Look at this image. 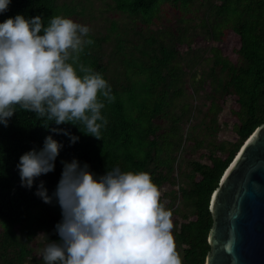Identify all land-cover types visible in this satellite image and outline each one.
<instances>
[{
  "label": "trees",
  "instance_id": "obj_1",
  "mask_svg": "<svg viewBox=\"0 0 264 264\" xmlns=\"http://www.w3.org/2000/svg\"><path fill=\"white\" fill-rule=\"evenodd\" d=\"M104 1L127 15L128 22L112 20L106 34L90 33L94 43L81 57L105 77L115 97L102 110L108 123L101 140L83 134L79 124L81 132L72 125H49L79 137L70 144L66 136L44 127L50 121L20 109L8 127L0 125V264H43L36 253V238L42 234L43 248L58 241L55 225L62 217L55 199L46 204L35 195L36 184L43 180L52 195L61 177V162L73 158L87 162L98 175L119 167L148 172L159 189L166 184L178 186L177 191L164 194L171 196L166 208L173 212L176 250L182 264H206L212 195L243 143L264 123V0ZM76 10V5L60 0H12L0 22L17 14L40 15L47 26L52 17H68ZM202 31L213 42L235 34L239 39L236 60L213 46L209 49L212 56L206 59L211 64L208 72H198L197 54L183 64L180 46L186 44L187 54L194 53L192 44ZM109 43L113 46L107 50ZM208 80L210 105L203 113L207 128L214 134L220 128L218 116L230 97L235 103V142L211 139L206 145L204 138L184 130L196 109L191 100L184 99L186 84L191 82L192 99ZM50 134L64 145L55 170L38 178L32 189L21 187L16 169L19 157L41 148ZM189 141L194 150L208 148L203 156L209 162L185 157Z\"/></svg>",
  "mask_w": 264,
  "mask_h": 264
},
{
  "label": "clouds",
  "instance_id": "obj_2",
  "mask_svg": "<svg viewBox=\"0 0 264 264\" xmlns=\"http://www.w3.org/2000/svg\"><path fill=\"white\" fill-rule=\"evenodd\" d=\"M11 2L0 0V15ZM90 33L89 26L62 15L47 26L40 15L0 22V125L8 127L20 109L50 121L44 127L70 144L79 137L49 125L79 124L83 134L101 140L108 123L102 110L115 97L105 77L81 60L94 43ZM63 146L50 134L41 148L22 154L16 164L21 187L32 189L53 172ZM61 163L52 195L43 180L36 184L35 195L46 204L55 199L62 217L55 225L58 241L40 251L43 264H182L173 212L148 172L114 167L98 175L76 158Z\"/></svg>",
  "mask_w": 264,
  "mask_h": 264
},
{
  "label": "water",
  "instance_id": "obj_3",
  "mask_svg": "<svg viewBox=\"0 0 264 264\" xmlns=\"http://www.w3.org/2000/svg\"><path fill=\"white\" fill-rule=\"evenodd\" d=\"M210 211L206 264H264V123L225 170Z\"/></svg>",
  "mask_w": 264,
  "mask_h": 264
},
{
  "label": "rangeland",
  "instance_id": "obj_4",
  "mask_svg": "<svg viewBox=\"0 0 264 264\" xmlns=\"http://www.w3.org/2000/svg\"><path fill=\"white\" fill-rule=\"evenodd\" d=\"M61 3H69L72 5H76V13L74 15L68 16L72 18L74 21L80 24H84L90 27L91 34H95L97 36H102L106 34L108 28L111 25L112 20H116L119 24H123L128 22L127 15L122 14L121 12L116 11L108 5V2L104 0H60ZM113 46V43L107 44L105 47L110 49ZM213 46H217L221 48L222 53L224 55L232 58L233 61L236 60V50L239 47V39L233 33H228L227 38L222 42H213L207 38L206 33L204 31L200 32V34L195 38L192 47L195 48L194 53H189L186 44L180 46L181 51L184 53L185 59L183 60V64H189L188 59L192 54H197L198 59L200 56V64L197 66L199 68L198 72L201 73L203 71H209L210 69V61L207 62V58L212 56V53L209 49ZM187 61V62H186ZM189 71L188 68H186ZM187 86V96L184 99L191 100L192 103L196 106L194 110L193 117L189 121H187L183 126L185 132H193L197 138H204L206 140V145H208L209 140L217 139L227 140L235 142L238 139V135L234 130V124L236 122L235 116L233 115L232 108L235 107L234 100L230 97L226 98V101L223 104L222 111L218 116V121L220 124V128L214 134L207 128V119H204V112L207 110L210 105V98L208 96V92L210 90L209 80L204 84L201 89L198 97L190 98V92L192 91L191 82L188 81ZM187 152H185V157L191 159L200 160L203 162H209L203 155L209 152L208 148L203 147L201 149L194 150L193 149V141H189L186 144ZM162 199L165 203V206L168 205L171 201V196H165V193H173L178 190V186H172L166 184L161 189ZM179 195V194H178ZM181 206V204H180ZM43 241L42 234L40 233L35 242L36 253L40 254V251L43 247L40 246V243Z\"/></svg>",
  "mask_w": 264,
  "mask_h": 264
}]
</instances>
